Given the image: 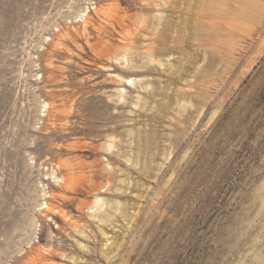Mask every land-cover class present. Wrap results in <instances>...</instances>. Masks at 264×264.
I'll use <instances>...</instances> for the list:
<instances>
[{"label": "rangeland", "instance_id": "374dc122", "mask_svg": "<svg viewBox=\"0 0 264 264\" xmlns=\"http://www.w3.org/2000/svg\"><path fill=\"white\" fill-rule=\"evenodd\" d=\"M0 264H264V0H0Z\"/></svg>", "mask_w": 264, "mask_h": 264}, {"label": "bare ground", "instance_id": "6f19581e", "mask_svg": "<svg viewBox=\"0 0 264 264\" xmlns=\"http://www.w3.org/2000/svg\"><path fill=\"white\" fill-rule=\"evenodd\" d=\"M149 3V2H148ZM150 3H151V0H150ZM112 10V9H111ZM119 60H125V58H120ZM111 146V145H110ZM111 149V148H110ZM97 201V200H96ZM98 203V202H97ZM100 204V203H99ZM96 206V204L94 205V204H91L90 205V208L91 209H93L94 210V207ZM59 212V211H58ZM58 212H56V213H58ZM63 215V214H62ZM59 216V215H58Z\"/></svg>", "mask_w": 264, "mask_h": 264}]
</instances>
